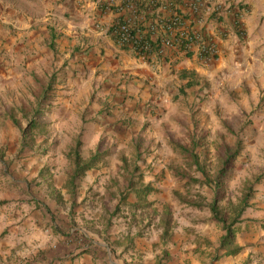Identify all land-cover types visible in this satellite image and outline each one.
<instances>
[{
  "label": "rangeland",
  "instance_id": "rangeland-1",
  "mask_svg": "<svg viewBox=\"0 0 264 264\" xmlns=\"http://www.w3.org/2000/svg\"><path fill=\"white\" fill-rule=\"evenodd\" d=\"M67 40L62 49L40 33L0 32V183L56 202L68 232L92 245L108 243L110 232H134L152 247L138 257L147 264H164L168 253L180 258L185 244L188 264H211L224 233L208 204L217 196L223 208L236 205L249 189L235 228L242 250L224 260L264 264V176L257 182L264 175V89L256 95L251 84L237 88L235 81L232 89H210L195 78L190 87L184 70L169 80L168 72H154L166 76L162 82L118 61L101 38ZM194 140L201 169L176 147L192 149ZM237 142L241 152L223 185L210 187L203 173L214 180ZM76 150L83 161L96 153L99 160L73 189Z\"/></svg>",
  "mask_w": 264,
  "mask_h": 264
},
{
  "label": "crops",
  "instance_id": "crops-1",
  "mask_svg": "<svg viewBox=\"0 0 264 264\" xmlns=\"http://www.w3.org/2000/svg\"><path fill=\"white\" fill-rule=\"evenodd\" d=\"M106 1L0 0V32L7 30L22 36L32 31L43 34L45 42L56 33L59 37L55 36L54 43L58 42L62 49L70 38H101L109 52L119 57L118 61H129L132 68H139L135 71H140V76L145 72H168L169 80L173 78L171 73L184 70L192 73L202 86L209 82L210 89H232L234 81L239 82L237 88L251 84L256 95L260 88L264 89V0H219L230 5L232 11L207 24L206 31L216 39L220 50L218 58L209 64L178 52L172 53L168 61H144L130 49L119 46L110 35V27L119 15L104 13L102 6ZM154 75L157 80H166L165 75ZM186 80L190 82L189 78ZM11 184L0 183L1 264H147L138 257L142 249L152 247L134 237V232L125 233L123 238L118 232H110L108 243L96 241L87 251L79 249V244L66 236L70 221L63 217L56 202L51 206L35 196L24 197ZM181 245L180 242L177 246L182 251ZM184 246L186 253L180 252L179 258L174 256L176 253L167 255L168 246L161 245V252L167 255L163 263L188 264V247ZM230 257L224 256L217 264H226L224 259Z\"/></svg>",
  "mask_w": 264,
  "mask_h": 264
},
{
  "label": "built area",
  "instance_id": "built-area-1",
  "mask_svg": "<svg viewBox=\"0 0 264 264\" xmlns=\"http://www.w3.org/2000/svg\"><path fill=\"white\" fill-rule=\"evenodd\" d=\"M102 8L119 15L110 27L113 40L142 60H167L178 52L205 64L220 53L207 24L232 11L219 0H107Z\"/></svg>",
  "mask_w": 264,
  "mask_h": 264
},
{
  "label": "trees",
  "instance_id": "trees-1",
  "mask_svg": "<svg viewBox=\"0 0 264 264\" xmlns=\"http://www.w3.org/2000/svg\"><path fill=\"white\" fill-rule=\"evenodd\" d=\"M55 36H52V42L55 41ZM186 75L189 76L192 81L194 80V75L192 73H188L185 71ZM195 83L194 82H189L188 86L192 87ZM53 89L52 85L48 86L46 88L45 93L50 92ZM46 96V95H45ZM198 143L194 140L192 143L193 148L189 149L184 146H176L183 154L187 155L193 162V164L196 166L197 169H201L200 167V161L198 155L195 153V149L198 147ZM241 143L237 142L236 146L233 150L229 149L228 147L226 148L225 155L223 157L220 169L218 171L217 177L214 180H211L210 177L206 174L203 173L205 178H206V183L217 190L221 188L223 185L222 180L223 178L228 174V172L231 170L232 164L236 161L238 156L240 155L241 152ZM74 171L71 174L69 184L70 186L75 189V182L77 179H79L83 173L92 170L95 168L98 160H99V154L96 153L93 155L88 161H83L82 157L79 154V151H75L74 155ZM264 175L259 176L257 179V182H260L262 180ZM132 181L130 182L129 186H132ZM149 191L148 187L146 189H141L139 192L143 191ZM251 190L248 189L246 193H244L243 197L240 199L239 203L234 205L232 202L228 203L227 208H223L220 206L218 202L217 196L214 198L212 202L208 204L209 210L212 215V219L214 222H216L223 231V235L220 237V242H219V247L216 249V255L213 257L211 264L214 262H217L220 257L217 256L219 252L221 251H226L227 256H235L240 251L242 248L236 244V233H235V228L238 223H240L241 216L244 213L245 209L249 205V200L251 199ZM188 204V203H187ZM190 206H196L200 208L202 205L196 204V203H189ZM69 240L72 242H75L76 240L78 241L77 244H79V249L83 251H87L90 247H92V243L88 242V239L85 236H82L80 233H77L76 238L75 236L71 235L68 233L66 235ZM80 239V242H79ZM84 239L85 241L81 242V240ZM161 264V263H157Z\"/></svg>",
  "mask_w": 264,
  "mask_h": 264
}]
</instances>
